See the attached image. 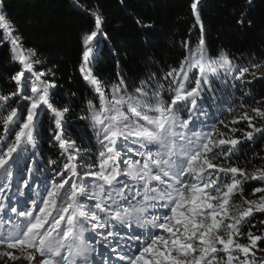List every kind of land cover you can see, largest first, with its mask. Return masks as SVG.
<instances>
[{"label": "snow or ice", "instance_id": "snow-or-ice-1", "mask_svg": "<svg viewBox=\"0 0 264 264\" xmlns=\"http://www.w3.org/2000/svg\"><path fill=\"white\" fill-rule=\"evenodd\" d=\"M73 2L93 20L79 65L93 97L58 106L55 70L24 49L0 0V42L20 66L14 90L0 89V264H264V94L252 88L264 59L212 54L192 0L200 35L179 42L175 66L152 60L130 77L117 61L101 81L103 14ZM236 23L251 26L247 11ZM45 112L55 159L39 143Z\"/></svg>", "mask_w": 264, "mask_h": 264}, {"label": "trees", "instance_id": "trees-1", "mask_svg": "<svg viewBox=\"0 0 264 264\" xmlns=\"http://www.w3.org/2000/svg\"><path fill=\"white\" fill-rule=\"evenodd\" d=\"M93 10L103 14V32L99 36V51L92 65L93 73L101 80L116 79L117 61L130 77L145 71L150 61L158 64L176 65L182 58L179 42L189 37L194 45L200 35L198 27L193 28L195 19L190 4L192 0H79ZM7 20L21 37L24 49L35 50L39 61L55 70L57 88L53 91L54 102L62 106L69 99L73 106L82 105L93 97L79 71L81 63V36L93 26L90 16L81 12L73 0H3ZM204 24L206 42L212 54L221 48L233 56L252 54L264 59V0H201L198 5ZM241 11H247L251 26L237 25ZM151 22V29L140 28L136 21ZM3 34L0 33V41ZM20 66L11 59L10 46L0 42V89L14 90L10 76ZM40 69L37 68V71ZM254 93L264 94V80L252 85ZM75 93V97H69ZM239 95V93H237ZM49 114H42L40 122V147L45 157L55 156L49 152ZM73 139L81 134L75 124L67 126ZM79 142V141H78ZM264 145V136L257 134L255 147ZM248 145L243 150H248ZM251 155V153H249ZM259 162H256L257 164ZM254 164H248V168ZM252 183L246 191L252 189ZM264 218V217H261Z\"/></svg>", "mask_w": 264, "mask_h": 264}, {"label": "rangeland", "instance_id": "rangeland-1", "mask_svg": "<svg viewBox=\"0 0 264 264\" xmlns=\"http://www.w3.org/2000/svg\"><path fill=\"white\" fill-rule=\"evenodd\" d=\"M229 119H231V117H229ZM256 123H257V126H259L260 124L264 123V121H260V120H258V121H256ZM240 127H241V128H245V130H247V129H246V125H245L244 123H241V124H240ZM260 166H261V164H260V163H257V164H254L253 166L249 167L248 170L251 171V170L253 169V167H260ZM257 186H258V185H257L255 182L252 183V187H253V188H255V187H257ZM253 188H252V189H253ZM252 189H251V190H252ZM251 190H250V191H246V193H250ZM234 202H235V203H239V200H236V201H234ZM242 242H246V241H242ZM260 246H261V247H264V243H262ZM257 256H258V257H259V256H264V253L257 252ZM17 264H21V262H17Z\"/></svg>", "mask_w": 264, "mask_h": 264}]
</instances>
